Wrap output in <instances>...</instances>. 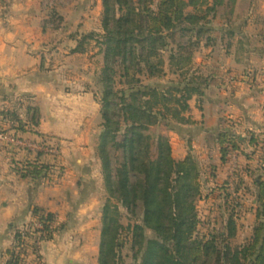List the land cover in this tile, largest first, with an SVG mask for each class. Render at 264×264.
<instances>
[{"label": "trees", "instance_id": "16d2710c", "mask_svg": "<svg viewBox=\"0 0 264 264\" xmlns=\"http://www.w3.org/2000/svg\"><path fill=\"white\" fill-rule=\"evenodd\" d=\"M103 5V31L85 34L75 49L86 52L85 44L94 39L104 62L94 91L103 119L97 154L106 195L99 264H264V174L254 170L252 162L243 168L254 177L255 223L245 243H234L239 230L235 210L214 216L213 222L210 217L213 224L223 219L222 228L208 230L202 227L199 209L200 201L208 204L210 214L222 209L223 205L210 202L217 191L229 205L233 197L229 183L208 187L218 181V167L203 166L192 144L189 154L177 160L169 135L181 125L195 123L184 112L191 110L195 95L206 93L203 87L209 78L198 72L196 53L227 35L232 48L236 34H243L242 25L217 29L215 19L224 0H103ZM63 20L54 12V24ZM249 42L246 35L237 40V61L245 62ZM34 60L45 67V57ZM33 65V60L28 62ZM169 75L173 77L166 83L158 82ZM42 121V108L34 96L21 95L13 107L0 111V134L19 138L21 133H40ZM44 140L58 147L56 138L44 136ZM215 140L222 164L242 151L243 142L233 130L218 132ZM246 141L253 147L247 153L249 160L264 166L261 136L249 134ZM41 158L13 160V171L33 182L56 172L63 175L57 160L49 163ZM242 178L241 174L235 178L237 187ZM31 215L29 222L11 225L5 264H46L42 245L65 228L54 227L56 215L38 205L33 204ZM126 247L131 262L124 255Z\"/></svg>", "mask_w": 264, "mask_h": 264}, {"label": "crops", "instance_id": "0c3cea01", "mask_svg": "<svg viewBox=\"0 0 264 264\" xmlns=\"http://www.w3.org/2000/svg\"><path fill=\"white\" fill-rule=\"evenodd\" d=\"M246 2L244 4L247 5ZM36 4L35 0H0V111L5 107H13L18 97L26 94L34 96L43 113L40 133L31 131L19 134L18 140L10 145L11 155L6 148L8 144L0 141V264H5L4 252L12 243L11 225L29 222L33 204L53 212H59L61 204L60 211L67 212L63 221L65 228L41 249L46 264H90L87 257L81 263L72 257L80 247L70 246V236L80 232V229H87V226L89 235L94 233L91 223L94 213L86 215L87 210L83 209L96 202L98 195L105 194L102 163L97 154L103 121L101 105L96 100L92 83L74 78L73 67L67 63H50L54 53L39 49L44 44L45 36L42 35L47 31L42 28L43 18ZM30 23H38L36 32ZM240 25L246 26L247 21L243 20ZM236 37L232 40V48L239 39ZM246 37L258 41L257 36ZM75 49L66 53L65 57L79 54ZM225 55L230 58L229 71L234 78L226 83L221 72L210 74L214 79H219L211 88H216L217 94H220L218 102H221L220 111L224 115L209 107V93L201 97L194 96L190 101L191 112L188 116L195 123L181 125L169 133L173 155L177 160H183L189 154L190 144L201 157L202 153L196 148L198 142L203 141L204 151L207 152L205 165L218 167L220 177L217 185L223 184L226 175L232 172L234 175L236 171H241L247 176L243 168L251 162L254 170L264 174L263 164L260 166L257 161L249 160L247 153L253 151V147L246 141L249 134L260 135L264 153V77H261L264 75V49H249L245 62L237 61L234 49L226 51ZM40 57L46 58L43 68L34 60ZM31 60L34 65L29 67L28 62ZM260 60H263L262 68L255 67L257 64L260 66ZM256 68L261 69V76L254 74ZM225 129L233 130L243 143L242 151H235L231 161L222 164L220 146L215 137ZM6 136L12 137L13 134ZM44 136L56 138L59 156L47 153ZM53 145L56 146L50 144ZM38 155L45 162L55 163L57 160L59 166L63 167V175L52 180L46 178L33 182L22 179L13 171L11 161L35 159ZM249 189L252 191L253 186ZM1 200H4L3 206ZM253 201L255 203V197ZM99 211L102 215L100 208ZM251 211L255 217V204ZM57 216L62 222L64 216ZM250 231L252 235L253 226ZM100 238L101 230V243ZM85 241L87 244L84 246L88 247L90 242L87 239Z\"/></svg>", "mask_w": 264, "mask_h": 264}, {"label": "rangeland", "instance_id": "374dc122", "mask_svg": "<svg viewBox=\"0 0 264 264\" xmlns=\"http://www.w3.org/2000/svg\"><path fill=\"white\" fill-rule=\"evenodd\" d=\"M19 2L21 0H18ZM37 1V9L39 13L42 15L43 23L42 28L43 30L47 31V33L43 34L42 36L45 38L43 39L44 44L40 45L41 50L46 51L47 53H54V57H50V63H53L54 65L60 64V63H67L68 65H71L73 67V76L74 78H77L79 80L88 81L89 83H92L91 86H93L94 91L97 90V79H98V73L103 69L104 62H103V56L99 52V45L96 42V40L92 39L88 43L85 44V48L88 50V52L77 53V55H74L73 57H65L66 53L72 52L73 49H75L78 44L79 40L84 39L85 34H89L91 32H101L102 29V21H103V14H104V5L103 0H35ZM212 1V0H210ZM225 6L221 9V11L218 13L217 18L215 19V25L217 29L225 28L229 29L233 26L240 25L243 20L247 21L246 26H242L243 34L237 33L236 38H240L243 35L250 36L253 35V37H258L260 39H256L258 41H252L250 39L249 47L250 50L252 49H264V0H247V5L244 4V1L246 0H235V4L232 0H224ZM54 12L59 13L61 17H63V21L53 23V15ZM231 22V23H230ZM31 28L34 29V31H37V24L30 23ZM101 30V31H100ZM219 36L221 33H217ZM231 41L230 36H225L223 39H220L217 44L210 45L207 47H204L201 51H198L195 55V61H196V68H198V72H202V74L205 77L209 78V81L207 84L204 85L203 89L206 93H209V97L211 101L209 102V107L213 110H222L221 102L219 101L220 96L219 92L217 94L216 88L212 89L211 87L214 85L213 83H218L219 79H214V77L210 74H213V72H221V77L223 80L226 81V83H230V81L234 78L233 74H230L229 66L231 67L230 58L225 55L226 51L234 49L237 50V45L235 44V47L230 48L229 42ZM252 41V42H251ZM225 51V53H224ZM50 55V54H49ZM48 60V58H47ZM263 60H260V66L259 64L255 65L262 68L263 64H261ZM257 69V68H256ZM259 69V68H258ZM256 72H254L255 75L261 76L262 72L259 69ZM167 71L169 69L167 68ZM260 71V72H259ZM244 75V73H242ZM241 74V76H242ZM261 74V75H260ZM216 75V73H215ZM173 76L169 75L166 78L162 80H158L159 83H166L170 78ZM261 77H264L261 76ZM221 80V78H220ZM262 86V85H261ZM196 97H201L198 95H195ZM195 101V100H194ZM217 102V103H216ZM197 109V108H196ZM190 111H185L184 114L188 115ZM222 112V111H220ZM225 113L228 114V111L226 110ZM224 115V113L222 112ZM231 115V114H230ZM228 117H226L227 119ZM18 140L15 136L7 137L0 135V141L5 143L6 148L8 149V153L11 155V148L10 145L14 143L13 141ZM172 140V139H171ZM44 142V141H43ZM45 147H47V153L51 155H58L60 153V149L57 148V146H50V144H47ZM205 145L202 142H198L197 151L201 152L202 155L199 157L200 161L202 162L203 166L207 164L205 160L207 159V152L204 151ZM202 156L204 158H202ZM262 173V172H261ZM238 174L243 175L244 178H242L241 185L237 187V183L235 182V178ZM55 177L51 178L50 180L56 178L58 176V173L56 172ZM254 177L251 175L245 176L244 173H241V171H236L233 175L232 173H229L226 175L224 182L229 183V191L232 193V201L228 203L227 205L225 197H223V193L220 195V191H217V194L215 193L213 197H211L210 202H215L217 205H223L222 209H216L215 213L210 214L207 207L208 204H206L205 201H200L199 209L200 213L202 215L203 223L202 227H208V230H211L213 227L222 228V221L223 219H218L215 221V224L210 223L208 220L210 217H212V222L215 218L214 216H220L222 213H225L228 215L231 211L235 210L237 214L238 219V236L237 239L234 241V243L243 244L249 239L251 236L250 228L251 226H254V213L251 211V208L255 204L253 199L254 195L253 192L249 189L250 185H252ZM220 184L221 186L224 185ZM208 187L215 188L217 186L216 183L207 184ZM239 190L238 194L237 189ZM208 189L206 194L208 193ZM96 202H92L87 205L83 209V211H86V215H91L94 213V219L91 221L92 228H93V234L89 235V228L87 226L86 228L80 229V232L73 233L70 242V246H79L77 253L75 255L72 254V257H74L75 260H77L79 263L81 261H84L85 258H88V262L90 264H99V237H100V230L102 227V215L99 213V208L101 210L105 200L106 195L103 196L98 195L96 198ZM209 202V203H210ZM4 200H1V206L4 204ZM60 204V210L61 208ZM59 212H53L50 210H46L47 212H52L56 215V224L54 227L59 226L61 223L64 226L63 221L66 219L67 212L65 210ZM102 212V211H101ZM85 213V212H84ZM64 216L62 218V222L59 220V217L57 215ZM90 218L91 216H86ZM86 219V218H84ZM124 223H129L128 218L126 216L123 219ZM90 222V221H89ZM88 222V223H89ZM85 233V234H84ZM88 240L90 244L88 243V247L84 246L87 244L85 240ZM101 240V238H100ZM49 242V241H47ZM46 242V243H47ZM44 245V244H43ZM42 245V247H43ZM90 246V248H89ZM130 247H126L124 250V255L127 257V261L131 262V252L129 250ZM41 254V253H40ZM129 254V257L127 256ZM42 255V254H41ZM42 259L45 263H47L45 256L42 255Z\"/></svg>", "mask_w": 264, "mask_h": 264}, {"label": "built area", "instance_id": "2783aa9c", "mask_svg": "<svg viewBox=\"0 0 264 264\" xmlns=\"http://www.w3.org/2000/svg\"><path fill=\"white\" fill-rule=\"evenodd\" d=\"M39 227H40V228H42V226H41V225H39Z\"/></svg>", "mask_w": 264, "mask_h": 264}]
</instances>
